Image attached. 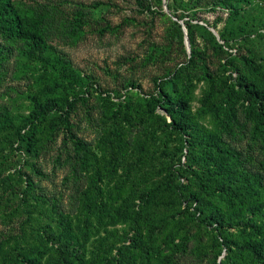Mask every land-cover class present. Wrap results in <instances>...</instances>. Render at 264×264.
Wrapping results in <instances>:
<instances>
[{
  "label": "trees",
  "instance_id": "16d2710c",
  "mask_svg": "<svg viewBox=\"0 0 264 264\" xmlns=\"http://www.w3.org/2000/svg\"><path fill=\"white\" fill-rule=\"evenodd\" d=\"M166 1L173 17L165 43L150 44L142 60L171 62L177 48L184 59L156 80L154 94L127 101L126 88L116 101L119 95L82 76L54 44L83 38L85 27L94 23L99 28L91 33H119L123 26L104 17V4L67 17L53 0H0V85L12 74L35 89L26 114L0 105V213L12 208L21 218L18 228L0 233V264H172L188 253L190 241V254L208 264H264V0ZM218 11H228L219 30L223 17L214 23L205 18ZM259 45L263 55L254 49ZM201 82L199 116L211 117L213 130L202 127L193 113V93ZM93 92L106 109L96 146L75 133L72 121ZM138 119L145 138L133 147L137 159L125 167L127 157L135 156L130 130ZM62 133L64 148L56 161L65 153L75 160V173H90L77 190L81 204L74 220L56 200L35 197L36 183L22 171L28 166L45 176L34 160ZM98 151L110 157L105 173ZM156 162L162 167L145 173ZM122 168L125 176L114 194L107 178H117ZM163 172L158 183L140 192L146 177ZM171 206L180 209L165 216ZM106 217L130 232L122 241L107 233L88 252L83 241Z\"/></svg>",
  "mask_w": 264,
  "mask_h": 264
},
{
  "label": "rangeland",
  "instance_id": "374dc122",
  "mask_svg": "<svg viewBox=\"0 0 264 264\" xmlns=\"http://www.w3.org/2000/svg\"><path fill=\"white\" fill-rule=\"evenodd\" d=\"M53 1L62 7L67 17H71L78 9H85V11H87L90 5L102 3L105 5L103 12L104 17L114 26H123L117 34L107 33L101 36L98 33L90 32L91 29L99 28V26L94 23L91 27H85V36L77 41H65V43L64 39L60 38V40L54 42L82 76H90L92 82L102 91L119 95V97L116 96V101H118L120 97L125 96L128 92L127 101L138 100L140 94H154L157 91L156 80L173 71L177 63H179L182 58L184 59L182 48H177L178 50L174 55V60L171 62L146 65L142 60L150 44L162 45L165 43V32L173 17V14L168 9L166 0H162L163 6H160L157 0H141V3L151 7H149V10L143 9L138 0ZM218 16L223 17V20L218 22L217 30L224 27L225 20L228 17V11H218L216 13L208 12V14L205 15V18L211 23H214ZM173 19L175 20V18ZM182 23L183 21H180L181 25ZM201 24H203V22ZM199 42L203 46V38H200ZM259 47L262 46L259 45L258 47H254V49L259 55H263V50ZM187 51L190 53L188 48ZM233 52H236V49H234ZM243 52L247 54L246 49H243ZM204 87L202 82L197 83V87L193 93L192 109L193 113L197 115V121L201 126L213 130L214 122L212 118L199 116ZM126 88L129 89L128 92ZM33 92H35V89L29 86L26 80L19 78L13 79V75L10 74L0 85V105H10L12 112L15 114H26L28 113L27 107L30 105L28 96ZM105 113L106 109L100 102L99 93L93 92V96L89 103L86 106L79 105L77 112L72 118L75 133L86 141H92L96 146L101 136ZM140 125L138 119L135 122L134 128L130 130V151L131 154L135 156L127 157L123 164L125 167L128 163L134 162L135 159H137L136 151L133 147L139 146L145 138L144 129ZM64 135L65 134L62 133L54 145L49 146L47 150L41 153L37 160H34L38 167L45 172V176L32 172L31 168L28 166L22 167V171L32 175L33 181L36 183V186L32 188L35 197H45L46 199L56 200L65 217L74 220L77 219L79 215L81 204L79 198L80 194L77 190L79 187L86 185V179L89 177L90 173L86 174L83 173V171L75 173V171H73L75 160L65 153L63 154V161L61 163L56 161V158L61 154L64 148ZM159 152L160 150H158L156 156H159ZM98 154L101 160V169L105 173V161L109 160L110 157H104L99 151ZM162 165V163L156 162L155 167L151 164V166L144 171L145 173L149 172L150 168L159 170ZM110 169L107 171L109 172ZM125 172V168H122L118 171L117 178L105 177L108 179L109 187L113 190L114 194L118 193L117 188H119L118 185H120L119 180L125 176ZM165 175V172H163L161 176L157 173H153L151 176L146 177V179L140 183V192L144 191L145 188L152 184L158 183ZM182 181L186 182V179L182 178ZM131 187L132 183L130 182L126 188L128 194H130L129 188ZM114 205L116 206L117 204ZM179 209L180 208L176 206L175 208L173 207V210L168 212V208H166L164 209L165 216L176 214ZM224 209H226V207ZM36 210L39 209L37 208ZM50 217H52V213ZM80 217L83 218V214ZM20 219V216L16 215L12 208L2 211L0 213V233H9L18 228ZM103 221L104 223L100 224L99 228L93 232L90 239L85 243L82 239L88 252L96 248L99 240L108 236L107 233H113L117 239L122 241L124 235L130 232L126 224H112L110 218L107 217L104 218ZM164 237L165 235L160 236V243ZM178 241L179 239L177 242ZM193 250L194 244L190 241V247L187 249L188 253H183V256L180 255L175 257L172 264H208L206 259H199L190 254V251Z\"/></svg>",
  "mask_w": 264,
  "mask_h": 264
},
{
  "label": "water",
  "instance_id": "95a60500",
  "mask_svg": "<svg viewBox=\"0 0 264 264\" xmlns=\"http://www.w3.org/2000/svg\"><path fill=\"white\" fill-rule=\"evenodd\" d=\"M182 27H183V30H184V33H185V44H186L188 50L190 51V42H189V38H188L187 29H186V27H185V25L183 23H182ZM213 32L216 35H218V33L215 30H213Z\"/></svg>",
  "mask_w": 264,
  "mask_h": 264
}]
</instances>
